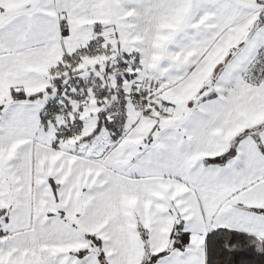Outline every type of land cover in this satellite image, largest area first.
Wrapping results in <instances>:
<instances>
[{"label": "snow or ice", "instance_id": "6c2138e0", "mask_svg": "<svg viewBox=\"0 0 264 264\" xmlns=\"http://www.w3.org/2000/svg\"><path fill=\"white\" fill-rule=\"evenodd\" d=\"M0 264H264V0H0Z\"/></svg>", "mask_w": 264, "mask_h": 264}]
</instances>
